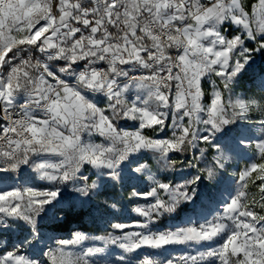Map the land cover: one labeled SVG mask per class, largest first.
Segmentation results:
<instances>
[{
	"label": "snow or ice",
	"instance_id": "6c2138e0",
	"mask_svg": "<svg viewBox=\"0 0 264 264\" xmlns=\"http://www.w3.org/2000/svg\"><path fill=\"white\" fill-rule=\"evenodd\" d=\"M225 22L236 26L237 34L224 35L220 25ZM260 36L264 0L251 13L242 0H209L208 6L201 0H0V172L27 164L42 179L71 182L74 192L87 196L97 181L87 183L89 177L81 174L85 165L107 169L100 174L117 180L121 161L130 153L147 149L164 158L169 152H184L186 146L208 143L223 125L248 119L249 109L257 104L233 101L230 92L253 54L264 50ZM246 40L256 47H247ZM173 49L175 56L170 54ZM136 69L139 74H134ZM212 74L223 90L217 87L210 104H204L201 81ZM129 89L136 90L131 98ZM89 93H103L106 106L91 102ZM169 116L170 135H143L145 128L166 127ZM121 119L136 120L139 127L119 128ZM254 123L264 130V119ZM203 131L207 134L201 135ZM93 134L105 142L85 138ZM255 148L259 162L234 173L235 194L210 220L164 231L150 228L161 214L192 199L195 188L189 194L187 185H194L202 172L214 179L216 166L223 167L226 159L222 154L182 184L163 183L150 174L154 186L132 192L154 200L133 209L143 222L114 223L107 236L95 237L98 243L79 251L76 246L89 237L77 232L71 240H58L44 255L49 264H94L92 258L109 245L127 254L183 243L193 250L167 259L143 251L137 264H264V138L255 141ZM144 169L140 165L134 171ZM250 185L256 190L251 200ZM58 194L59 188L27 186L0 191V229L22 220L32 238H38L37 217ZM129 227L140 231H124ZM222 233H227L222 243L194 247ZM22 248L0 252V264H40ZM119 259L126 264V256Z\"/></svg>",
	"mask_w": 264,
	"mask_h": 264
},
{
	"label": "rangeland",
	"instance_id": "374dc122",
	"mask_svg": "<svg viewBox=\"0 0 264 264\" xmlns=\"http://www.w3.org/2000/svg\"><path fill=\"white\" fill-rule=\"evenodd\" d=\"M258 2L259 0H256V2L252 3L250 10H248L249 13L252 12L253 5H257ZM201 3L208 6L209 0H201ZM220 29L226 36L237 34L238 31L236 26L232 25L230 22L221 24ZM261 37L264 36L258 38ZM248 42L252 43L254 48L256 47V44L251 40H246L245 44ZM263 60L264 50L257 51L252 56L250 66H246V68L249 69L248 75L258 73L253 84L247 83L244 89L240 84L238 78L240 73H238L231 86L230 95H232L233 101L236 99H242L245 102L249 100L257 101V104L252 105L249 109L247 114L248 119H233L230 123L223 125L219 131H216L208 143L200 142L197 145H189L188 147L191 154L189 161L183 163L178 169L169 168L165 163V160L170 162L178 152H169L166 157L161 158L159 153L147 149L130 153L126 160L121 161L117 180H113L108 175L100 174L101 172H107V169L98 170L89 165H85L81 169V174L89 177L87 183L91 185L93 181H97V188L87 196H81L79 193L74 192V186L71 182L56 184L55 182L42 179L38 173L27 164L21 165L16 171H5L6 176H8V179L5 180H3L1 174L3 172H0V191L25 186L38 189L59 188L57 197L49 204L45 205L44 210L37 217L38 238L33 239L31 236V228L26 225L24 221L17 220L13 222L9 228L0 229V252L14 248L17 245H23L22 251L32 259L39 261L40 264H49L44 253L48 249L55 247L58 240H71L75 233L80 232L89 237V239L77 245V251L94 245L98 243L95 237L107 236L109 232L113 231L112 225L114 223L133 224L138 221L143 222L144 218L136 214L133 209L137 206H146L150 203H154V200L152 198H148L147 200L140 199L132 196V192L134 190L137 192H148L151 187L154 186L153 181L149 178L150 174L153 175L156 180L163 183H170L171 185L182 184L200 175L199 169H204L206 164L212 161L214 156L222 154L226 159L222 161L224 163L223 167L216 166L214 170V179H207V172L204 171L201 173L200 179L197 180L194 185H187L189 194H191L192 188H195V194L191 200L182 201L176 206L174 211L177 208L181 210L179 218L176 217L174 211L171 213H163L158 220L150 225V228L153 232L164 231L170 228L174 229L187 226L189 224L198 225L210 220L214 215L222 211V209H215L212 207L213 199L219 198L222 193L229 195L231 198L237 190V175L239 171L252 162H259L255 141L264 138V130H261L258 123L255 124L254 122L264 119V95L261 93V90H264L259 78L264 73ZM133 72L134 74H139L137 70H133ZM217 87L223 90V84L214 74L205 76L202 79L201 90L204 93L202 96V102L204 104H210L212 93ZM128 92H136V90L129 89ZM88 98L98 106H106L105 103L96 102V97L88 95ZM129 98L131 97L129 96ZM227 98L228 93H224V99L227 100ZM168 111L171 112V109H168ZM170 120L171 116L165 121L166 127L160 130L145 128L143 130V135L148 138H162L170 135L171 128L167 127ZM117 125L124 130L134 131L139 127V122L131 119H121L117 122ZM200 134L206 135L207 132L203 131ZM85 138L96 143L105 142L104 138L96 134L90 137L86 136ZM241 141H246L248 143L242 144ZM212 145L218 146L221 149V153H217V148L212 147ZM200 149H203V151L201 152ZM196 157H199V159L197 160ZM192 164H197L199 168L192 166ZM140 165H145V169L141 172H135L134 169ZM234 173L237 175H234ZM81 186V184L76 185V187ZM101 192L103 193L102 195H100ZM255 193V188L250 185L249 200H251ZM112 205H115V208H113ZM68 207L77 209L82 208L85 212L84 219L87 224L97 225L100 231L95 232L72 229L62 234L52 230L50 228L51 222L61 218V216H58L56 213V209ZM202 209L208 211L210 216L209 219L199 220V218H192L188 222L180 221L184 213L189 211L199 213ZM261 214H264V212H261ZM162 217L165 218L164 225L158 223ZM124 231L133 232L140 231V229L129 227ZM114 234L119 235L121 233L117 231ZM226 234L227 233H222L213 241L201 242L194 247L204 248L220 244ZM25 241H28V243L25 244ZM191 250L193 249L186 244L176 243L167 245L160 250L145 249L126 254L119 246L109 245L104 251L96 254L92 259L94 260V264H121L119 258L121 256H126V264H137V261L143 258L144 252L155 251L162 259H167L172 254Z\"/></svg>",
	"mask_w": 264,
	"mask_h": 264
},
{
	"label": "trees",
	"instance_id": "16d2710c",
	"mask_svg": "<svg viewBox=\"0 0 264 264\" xmlns=\"http://www.w3.org/2000/svg\"><path fill=\"white\" fill-rule=\"evenodd\" d=\"M256 2V0H242L243 6L246 11L250 10L252 3ZM264 38V37H261ZM247 47L249 48H254V45L250 42H248ZM264 62V60H263ZM258 67V66H256ZM249 69L246 68V70H243L239 74V81L241 86L245 89V85L248 84H253L255 77L258 75L257 74H250L248 75ZM262 95H264V91L261 90ZM190 150L189 147L187 146L185 148L184 152H178L175 154V156L170 160V164L173 165L171 168L172 169H178L180 168L183 163H186L189 161L190 158ZM3 180L8 179V176H6L5 172L1 173ZM103 193L101 192L100 195ZM180 208H177L174 213H176V217L179 218L180 215ZM56 213L58 216H61V218L51 222L50 228L54 231L60 232L62 234L69 232L72 229H79L82 231H100L98 226L95 224H87L86 220L84 219L85 212L82 208H73V207H68V208H58L56 209ZM165 218H160L159 224L164 225Z\"/></svg>",
	"mask_w": 264,
	"mask_h": 264
},
{
	"label": "bare ground",
	"instance_id": "6f19581e",
	"mask_svg": "<svg viewBox=\"0 0 264 264\" xmlns=\"http://www.w3.org/2000/svg\"><path fill=\"white\" fill-rule=\"evenodd\" d=\"M259 78H260V82H261V78H264V73ZM262 88L264 90V85H262ZM229 200H230V196L222 193V194H220L219 198L213 199L212 207H214L215 209H222V206L224 204H226ZM192 218L193 219L199 218V220H205V219H209L210 216H209L208 211H206L205 209H202L201 211H199V213L189 211V212H186L183 214L182 219L180 221L181 222H188Z\"/></svg>",
	"mask_w": 264,
	"mask_h": 264
},
{
	"label": "built area",
	"instance_id": "2783aa9c",
	"mask_svg": "<svg viewBox=\"0 0 264 264\" xmlns=\"http://www.w3.org/2000/svg\"><path fill=\"white\" fill-rule=\"evenodd\" d=\"M170 54L175 56L177 54L176 50H174V49L170 50ZM136 70L138 71L137 73H139V69H136ZM127 94H128V96L132 97L135 94V92H128ZM88 95L96 97L97 98L96 102H98V103H101V102L105 103L106 102V100H105L106 97L104 96L103 93H89Z\"/></svg>",
	"mask_w": 264,
	"mask_h": 264
}]
</instances>
